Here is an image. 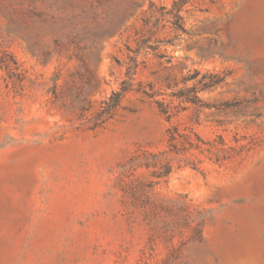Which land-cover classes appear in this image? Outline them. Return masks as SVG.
<instances>
[{
    "label": "rangeland",
    "instance_id": "obj_1",
    "mask_svg": "<svg viewBox=\"0 0 264 264\" xmlns=\"http://www.w3.org/2000/svg\"><path fill=\"white\" fill-rule=\"evenodd\" d=\"M173 1L0 0V264H264V0Z\"/></svg>",
    "mask_w": 264,
    "mask_h": 264
},
{
    "label": "trees",
    "instance_id": "obj_2",
    "mask_svg": "<svg viewBox=\"0 0 264 264\" xmlns=\"http://www.w3.org/2000/svg\"><path fill=\"white\" fill-rule=\"evenodd\" d=\"M185 2V0H174L172 2V6H171V10L170 12L174 13V21H173V25L176 28H180L181 24H180V16L178 15V10L180 9L181 5ZM145 42V39L141 40V44ZM160 57H163V54H159ZM198 75V72L196 70H194L193 72L185 75L183 77L184 81L187 80H191V79H195ZM223 80L222 76H219L218 74H212V73H203L201 74V76L195 80V83L192 84L191 86L188 87H183V88H179L176 91L173 92V95L183 99L184 101H187L189 103H191L192 105H194L196 108L199 107H210V106H215V107H219V104H209L207 102L202 101L197 92L199 90H205V89H209L211 87H214L215 85H217L218 83H220ZM145 94H147L149 97H153L154 93L153 92H148L146 90L143 91ZM156 106L158 108V110L162 113L168 116V109L166 104H164L162 101L159 100H155ZM169 166L167 165V163L163 164L160 167V171L155 172L157 173V176H165L168 172H169ZM154 173V174H155Z\"/></svg>",
    "mask_w": 264,
    "mask_h": 264
}]
</instances>
